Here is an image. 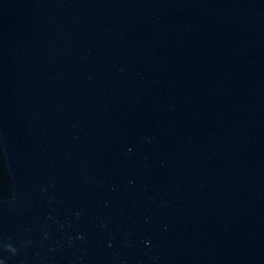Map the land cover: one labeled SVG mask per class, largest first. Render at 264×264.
<instances>
[{"label": "water", "instance_id": "water-1", "mask_svg": "<svg viewBox=\"0 0 264 264\" xmlns=\"http://www.w3.org/2000/svg\"><path fill=\"white\" fill-rule=\"evenodd\" d=\"M0 264H264V0H0Z\"/></svg>", "mask_w": 264, "mask_h": 264}]
</instances>
